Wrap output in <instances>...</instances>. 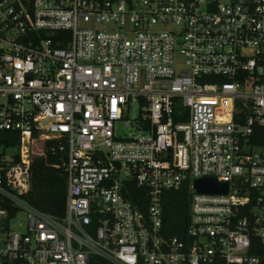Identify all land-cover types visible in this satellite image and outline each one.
Returning a JSON list of instances; mask_svg holds the SVG:
<instances>
[{"label":"built area","instance_id":"1","mask_svg":"<svg viewBox=\"0 0 264 264\" xmlns=\"http://www.w3.org/2000/svg\"><path fill=\"white\" fill-rule=\"evenodd\" d=\"M256 129L264 0H0V264H261ZM37 142L63 215L28 201ZM184 185L186 240L165 237L162 195Z\"/></svg>","mask_w":264,"mask_h":264},{"label":"trees","instance_id":"2","mask_svg":"<svg viewBox=\"0 0 264 264\" xmlns=\"http://www.w3.org/2000/svg\"><path fill=\"white\" fill-rule=\"evenodd\" d=\"M256 133L264 132L256 129ZM47 142H37L31 165V191L29 203L35 208L53 215H63L66 199V177L62 171L58 156L45 151ZM127 198L137 207L143 209L145 194L141 189L129 187ZM190 196L188 186L184 185L177 191H168L162 195V232L165 237H176L186 240L189 224ZM259 254L258 252H253ZM261 264H264L262 259Z\"/></svg>","mask_w":264,"mask_h":264},{"label":"water","instance_id":"3","mask_svg":"<svg viewBox=\"0 0 264 264\" xmlns=\"http://www.w3.org/2000/svg\"><path fill=\"white\" fill-rule=\"evenodd\" d=\"M193 187L199 193H225L226 192L225 185L219 187L211 179L195 180L193 183Z\"/></svg>","mask_w":264,"mask_h":264},{"label":"rangeland","instance_id":"4","mask_svg":"<svg viewBox=\"0 0 264 264\" xmlns=\"http://www.w3.org/2000/svg\"><path fill=\"white\" fill-rule=\"evenodd\" d=\"M131 117V115L129 116V118ZM127 128H123L120 125L116 126V135L119 137H125L127 135ZM20 221L22 224L26 223V216L25 215H21L20 216Z\"/></svg>","mask_w":264,"mask_h":264}]
</instances>
